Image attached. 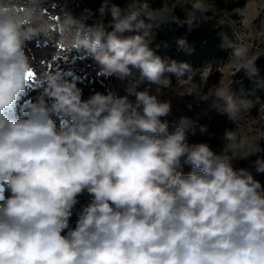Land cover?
Returning a JSON list of instances; mask_svg holds the SVG:
<instances>
[{"label":"clouds","instance_id":"9594fccd","mask_svg":"<svg viewBox=\"0 0 264 264\" xmlns=\"http://www.w3.org/2000/svg\"><path fill=\"white\" fill-rule=\"evenodd\" d=\"M189 3L209 11L203 0ZM108 11L110 31L65 11L53 18L40 0H0V264H264V184L233 164L264 148L241 145L237 155L233 132L219 155L189 143L207 126L169 120L161 89L171 84L166 73L179 82L192 68L165 63L151 46L155 30L177 17L139 0ZM53 33L69 54L53 62L67 63L73 50L91 56L97 77H115L124 94L108 89L84 99L70 73L46 70L42 92L21 104L35 77L25 49ZM178 45L190 51L183 39ZM220 46L257 74L258 57L223 38ZM209 91L189 95L211 100L232 121L258 103L229 87ZM251 163L264 174V157ZM85 193L90 200L77 208Z\"/></svg>","mask_w":264,"mask_h":264},{"label":"rangeland","instance_id":"374dc122","mask_svg":"<svg viewBox=\"0 0 264 264\" xmlns=\"http://www.w3.org/2000/svg\"><path fill=\"white\" fill-rule=\"evenodd\" d=\"M21 4L27 0H19ZM53 18L61 11L71 13L75 18L82 20L87 25L103 23L105 27L111 21L110 12H105L102 16L100 10L93 5V0H40ZM136 0H121V9L129 10L135 6ZM53 5L55 7H53ZM179 10L183 13L185 21L188 19L192 9L189 0H175L173 3L165 2L162 8L164 13ZM239 18L234 34L239 42V47L247 50V58L264 55V0H244V4L236 9ZM53 22L55 20L53 19ZM239 23V24H238ZM107 30H111L107 28ZM135 34V33H130ZM26 54L30 57L35 70V77L31 83L28 93L22 97L21 104L27 100H34L43 90V72L46 70H61L66 78H75L77 86L82 89L83 98L87 99L94 92L104 93L108 89L118 90L121 95L124 90L121 82L115 77H97L98 66L91 56L82 55L77 50H73L69 60L65 63L62 60L52 61L53 56L68 57V53L58 43V37L53 33L52 40L40 36L36 40L29 42ZM163 59V58H162ZM164 60V59H163ZM44 61L45 63H41ZM51 64V68L48 65ZM191 70L179 82L174 74L166 76L171 84L167 88L161 89V99L171 101L172 114L169 120H174L180 116H187L197 120L198 125H206L207 131L199 132L197 127L196 135H189V143H207L216 154H222L229 141L226 139L227 132H233L236 136L235 147L237 155H240V146L246 149L253 143H260L264 148V83L259 81L238 79L235 75L240 68V61L232 56L225 62L206 60L201 64L191 65ZM139 75V70H135ZM216 86L229 87L230 92L237 98H247L257 101L250 113H241L236 121H232L226 114H220L216 109H211V100H201L194 95L204 93L210 95V89L214 91ZM155 86H153V90ZM189 105H192L189 108ZM56 119L55 117H53ZM59 124V120L57 119ZM257 156L264 157V152L252 155L247 159H237L233 161L234 167H247L252 170L256 179L264 184V174L255 172L252 161ZM184 172L191 171L185 165ZM9 195L7 190L3 193ZM90 197L87 193L80 197V204L86 205ZM77 216L73 215L70 225L75 226Z\"/></svg>","mask_w":264,"mask_h":264},{"label":"trees","instance_id":"16d2710c","mask_svg":"<svg viewBox=\"0 0 264 264\" xmlns=\"http://www.w3.org/2000/svg\"><path fill=\"white\" fill-rule=\"evenodd\" d=\"M174 1L139 0V3H146L149 9L156 10L162 9L165 2L173 3ZM105 3L107 5L105 12H110L108 9L113 4L121 7V0H93V5L99 10L105 6ZM203 3L209 11L202 14L192 10L186 21L183 13L179 10L164 13L169 20L173 16L177 17V20L170 21L156 29L155 39L151 46L156 49L159 45L156 54L163 58L165 63H171L175 60L191 66L197 63L201 64L206 60L225 62L231 58V49L220 46L222 38L228 43L239 46L234 34L235 26L239 20L236 9L244 4V0H203ZM188 20L192 23L189 24ZM181 39L186 41L190 51H185L179 47L178 41ZM255 67L257 69L255 75H250L247 70L240 67L235 76L238 79L264 83V55L258 56ZM166 74L172 75L171 73Z\"/></svg>","mask_w":264,"mask_h":264}]
</instances>
